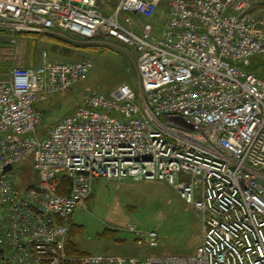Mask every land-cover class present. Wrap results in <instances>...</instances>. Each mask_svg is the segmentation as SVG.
<instances>
[{
    "label": "built area",
    "instance_id": "1",
    "mask_svg": "<svg viewBox=\"0 0 264 264\" xmlns=\"http://www.w3.org/2000/svg\"><path fill=\"white\" fill-rule=\"evenodd\" d=\"M0 29L138 52L136 88L92 91L47 135L38 102L87 80L93 61L44 53L0 78V264H264V78L248 69L264 57V12L253 0H119L110 14L97 0H0ZM29 157L36 175L21 187ZM125 178L165 180L201 215L195 254L66 256L94 183Z\"/></svg>",
    "mask_w": 264,
    "mask_h": 264
},
{
    "label": "rangeland",
    "instance_id": "2",
    "mask_svg": "<svg viewBox=\"0 0 264 264\" xmlns=\"http://www.w3.org/2000/svg\"><path fill=\"white\" fill-rule=\"evenodd\" d=\"M118 1L98 0L104 11H111ZM253 5L254 11L264 12V0H253ZM31 34L0 31V64L4 71L0 73V78L8 76L16 65L42 64L44 53H47L49 60L90 58L94 63L87 80L75 84L68 92L52 94L40 102L43 106L39 105V110L43 116L47 113L43 121V132L49 130L51 123L62 119L79 106H90L85 102L92 91L108 92L122 82L137 87L138 52L132 46L110 37L98 41L67 39L76 43L70 45L42 36L44 32ZM84 43L93 44L95 50L84 49ZM262 74L264 76V71ZM16 169L22 171L18 178L21 187L27 185L29 173L36 175L33 157L18 164ZM151 230L159 233L157 246L151 245ZM202 233L201 215L167 181L147 178L97 180L92 195L70 218L65 253L70 258L85 255L82 254L84 252L139 258L169 254L188 256L195 254ZM70 239L77 244L74 245L76 250H69Z\"/></svg>",
    "mask_w": 264,
    "mask_h": 264
},
{
    "label": "trees",
    "instance_id": "3",
    "mask_svg": "<svg viewBox=\"0 0 264 264\" xmlns=\"http://www.w3.org/2000/svg\"><path fill=\"white\" fill-rule=\"evenodd\" d=\"M116 5H117V3H116ZM116 5H115V7H116ZM101 7V6H100ZM115 7H112V10L111 11H105L106 13H108V12H112L114 9H115ZM2 29H0V31H1ZM2 32H4L3 30H2ZM6 32V31H5ZM19 35H33V34H31V33H28V32H21V33H18ZM36 35V34H35ZM40 35V34H39ZM42 36H46V37H50V38H53V39H56V40H58V41H62V42H66V43H69L70 45H75L76 43L75 42H72V40H67V38H64V37H60V36H56V35H51V34H47V33H45V34H42ZM84 49H87V50H89V51H94L95 50V46L93 45V44H85L84 43ZM2 68H3V65H2V67H1V64H0V73L1 72H4L3 70H2ZM5 68V67H4ZM6 69V68H5ZM248 69L249 70H251V71H254L259 77H261V78H264V76H263V71H264V59H263V57H261V56H254L252 59H251V62H250V65L248 66ZM37 108L39 109V107H38V105H37ZM47 115V113L45 112V114H44V117ZM59 121V120H58ZM57 121V122H58ZM57 122H53V123H51V126H50V128L51 127H53ZM42 127H43V123L39 126V129H40V131H41V133L43 134V135H46V133H48V131L49 130H47V131H45V132H43L42 131ZM49 128V129H50ZM70 222V221H69ZM80 230H82V229H80ZM74 245L76 246L77 244L75 243V241H73L72 239H70V241L68 242V248H69V250H76L77 248L75 247L74 248ZM199 246V245H198ZM91 254L90 252H84V253H82V254Z\"/></svg>",
    "mask_w": 264,
    "mask_h": 264
},
{
    "label": "bare ground",
    "instance_id": "4",
    "mask_svg": "<svg viewBox=\"0 0 264 264\" xmlns=\"http://www.w3.org/2000/svg\"><path fill=\"white\" fill-rule=\"evenodd\" d=\"M97 1H98V0H97ZM98 4H99V2H98ZM99 6H100V4H99ZM100 8H101V7H100ZM101 9H102V8H101ZM102 10H103V9H102ZM103 11H104V10H103ZM104 12H105V11H104ZM112 12H113V11H112ZM112 12H111V13H112ZM105 13H106V12H105ZM107 14H110V13H107ZM102 39H103V38H102ZM91 60H92V59H91ZM105 92H107V91H105ZM79 107H80V106H79ZM76 109H77V108H76ZM76 109H75V110H76ZM75 110H74V111H75ZM74 111H73V112H74ZM73 112H71V113H73ZM71 113H69V114H71ZM69 114H68V115H69ZM64 117H65V116H64ZM60 120H61V119H60ZM60 120H59V121H60ZM59 121H58V122H59ZM58 122H57V123H58ZM57 123H56V124H57ZM56 124H55V125H56ZM55 125H54V126H55ZM51 128H52V127H51ZM51 128H50V129H51ZM50 129H49V130H50ZM48 132H49V131H48ZM93 191H94V190H93Z\"/></svg>",
    "mask_w": 264,
    "mask_h": 264
},
{
    "label": "crops",
    "instance_id": "5",
    "mask_svg": "<svg viewBox=\"0 0 264 264\" xmlns=\"http://www.w3.org/2000/svg\"><path fill=\"white\" fill-rule=\"evenodd\" d=\"M116 3H117V2H116ZM116 3H115V5H116ZM115 5H114L113 7H115ZM111 9H112V8H111ZM111 9H110V10H111ZM254 10H255V8H254ZM43 62H44V61H43ZM26 66H29V65H26ZM31 66H32V65H31ZM40 102H42V101H40ZM40 102H38V106H39V105H40V106H43V105H42L43 103L40 104ZM42 108H43V107H42ZM45 108H46V107H45ZM45 108H43V109H45Z\"/></svg>",
    "mask_w": 264,
    "mask_h": 264
},
{
    "label": "water",
    "instance_id": "6",
    "mask_svg": "<svg viewBox=\"0 0 264 264\" xmlns=\"http://www.w3.org/2000/svg\"><path fill=\"white\" fill-rule=\"evenodd\" d=\"M11 167H12L11 165L7 166L6 170H7V169H11Z\"/></svg>",
    "mask_w": 264,
    "mask_h": 264
}]
</instances>
